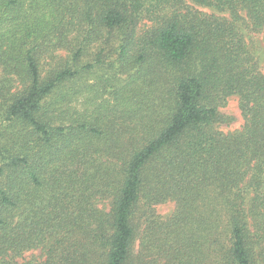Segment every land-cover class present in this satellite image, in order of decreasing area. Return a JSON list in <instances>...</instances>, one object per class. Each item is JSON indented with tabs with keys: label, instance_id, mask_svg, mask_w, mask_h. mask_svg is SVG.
Wrapping results in <instances>:
<instances>
[{
	"label": "trees",
	"instance_id": "obj_1",
	"mask_svg": "<svg viewBox=\"0 0 264 264\" xmlns=\"http://www.w3.org/2000/svg\"><path fill=\"white\" fill-rule=\"evenodd\" d=\"M183 1L0 0V264H264V0Z\"/></svg>",
	"mask_w": 264,
	"mask_h": 264
},
{
	"label": "rangeland",
	"instance_id": "obj_2",
	"mask_svg": "<svg viewBox=\"0 0 264 264\" xmlns=\"http://www.w3.org/2000/svg\"><path fill=\"white\" fill-rule=\"evenodd\" d=\"M184 5L187 9H196L199 11H203L206 13H215L220 14L219 11H217L215 8H213L210 5H201L197 4L191 0H184ZM247 41H250L252 43V51L257 59L258 66L261 69V71L264 73V31L261 32H250L245 27H243ZM118 35V33H116ZM117 38L114 37V40L111 41V44L113 48L116 46ZM98 50L95 47H92L89 52H87L86 55H84L81 59L82 62L85 61H94L96 58V53ZM106 52H104L105 54ZM65 51H59L57 53V57H55V60H60L61 58H65ZM103 57V56H102ZM117 57V54L112 52L108 54L107 56L103 57L104 61L98 65L93 71L87 72V74L84 76L83 79L78 80L77 83L82 82L85 78L87 82H90L92 87H94L92 90L88 93L79 95L77 98H75L70 104V113H73L76 110H81L83 108V103L86 99V97H91L94 95L95 90L99 91V95L103 94V97H109L110 92L112 89L114 90L118 86L119 81V75L115 74L114 66H115V58ZM51 61L49 60L46 67L49 66ZM0 80L3 81V83L6 82L7 76L4 75V73L1 71L0 68ZM107 80V86L106 88H102L101 85H104V82ZM14 81V80H13ZM102 81V82H101ZM17 83L14 81V86H16ZM100 86V87H99ZM220 110L228 115H231L233 117V121H231L229 124H222L219 126V128L223 131H232L239 129L242 126L243 119L240 114V110L238 108V100L235 96H230L227 98L225 105L220 107ZM175 209V204L172 201H168L165 203H161L155 206L156 213L160 215L161 217H168L170 216ZM138 243V241L136 242ZM43 252L41 251L40 247H36L33 249H29L27 251H24L21 257H18L16 260L20 263H23L24 261H32V263L40 262L44 260Z\"/></svg>",
	"mask_w": 264,
	"mask_h": 264
}]
</instances>
